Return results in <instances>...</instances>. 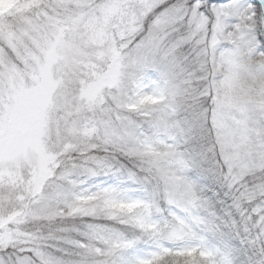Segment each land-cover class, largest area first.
Segmentation results:
<instances>
[{
	"label": "snow or ice",
	"instance_id": "snow-or-ice-1",
	"mask_svg": "<svg viewBox=\"0 0 264 264\" xmlns=\"http://www.w3.org/2000/svg\"><path fill=\"white\" fill-rule=\"evenodd\" d=\"M0 264H264V0H0Z\"/></svg>",
	"mask_w": 264,
	"mask_h": 264
}]
</instances>
